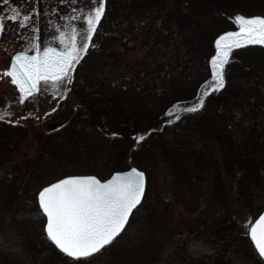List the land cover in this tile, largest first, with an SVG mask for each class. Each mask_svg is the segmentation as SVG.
<instances>
[{"label":"trees","instance_id":"1","mask_svg":"<svg viewBox=\"0 0 264 264\" xmlns=\"http://www.w3.org/2000/svg\"><path fill=\"white\" fill-rule=\"evenodd\" d=\"M110 2L113 1L107 0V4ZM156 2L157 7L147 3L146 8L137 6V12H129L132 7L125 5L123 9H115V28L122 27L125 32L121 28L111 33L119 34L114 44L120 41L121 51H129L137 43L146 48L162 43L168 48L172 41L178 40V37L171 39L172 33L165 39L160 35L165 32L164 18L167 17L169 26L165 28L169 32L171 22L181 16L182 10L172 0ZM185 15L190 20L187 11L182 16ZM134 30L138 38L133 36ZM122 33L129 37L120 36ZM185 33L181 54L180 44L176 45L178 56L164 60L152 54L156 66L161 65L158 79L162 84H157L154 72L133 70L131 65L118 74L97 78L91 97L105 100V104L117 103L124 113L140 110L147 117L169 102L165 100L178 97L183 100L181 103L186 102L184 99L195 90L200 92V85L208 79L209 58L202 46L193 43ZM237 61L230 58L226 65L225 94L231 91L238 98L261 97L258 83ZM244 102H257L260 109L264 107V101L236 103L211 98L195 112L180 113L181 119L173 123H163L165 113L150 126L139 124L138 134L152 130L143 141L109 135L104 115L94 109L92 101H77L76 105L67 102L64 112L68 118L39 134L37 139H33L35 135L28 136L32 131L27 125L0 121V264H26L25 257L30 264H46L45 248L59 251L43 231L45 218L38 210L36 198L43 186L68 175H96L104 180L133 166L147 176L143 202L134 211L125 232L87 260L108 253L135 228L165 225L179 208L184 217H189V224L174 234L163 254L151 264H162L167 250L184 234L218 248L214 260H200L199 264H233L234 258L239 264H259L261 258L254 251L249 235L238 232L236 208L241 205L252 221L264 209V112L259 124L250 123L237 110L246 108ZM31 140H36L31 147L32 155L26 152ZM163 168L164 181L169 183L166 188L157 174ZM14 248H22L24 256ZM167 264L197 262L185 248L177 247Z\"/></svg>","mask_w":264,"mask_h":264},{"label":"snow or ice","instance_id":"2","mask_svg":"<svg viewBox=\"0 0 264 264\" xmlns=\"http://www.w3.org/2000/svg\"><path fill=\"white\" fill-rule=\"evenodd\" d=\"M60 3H68V0H60ZM0 5L5 6L0 9V35L6 31V20L18 23L20 29L31 27L33 32L30 44L17 51L10 66L4 69V75L19 89V103L34 97L41 87L48 84H51L54 95L63 99L75 66L88 51L105 16L107 0H96L94 6L79 11L71 7V15L62 13L64 23L54 26L58 35L52 38L58 44L48 43L43 49L40 30L31 24L41 14L38 4L28 12L22 11L12 0H0ZM234 20L238 30L225 31L215 39V52L209 60V78L200 85L198 97L189 102L174 103L166 110L163 123H173L181 119L180 113L203 108L207 97L225 87V67L233 49L264 45V15L237 14ZM55 111L56 108L49 109V113ZM14 115L11 111H2L0 121ZM24 118L26 116L9 122L15 124ZM151 131L136 134V140L143 141ZM119 134L109 133L111 136ZM145 187V173L135 166L126 171H116L109 179L102 180L96 175H68L43 186L37 191L36 198L38 210L45 218L43 231L46 239L70 258V264H87L88 258L111 245L125 232L130 217L141 204ZM247 234L258 257L264 258V211L249 223ZM177 247L185 248L190 256L196 258L197 264L200 260H214L219 251L214 244L184 234L175 246L167 250L162 264H167V259ZM13 250L24 256L22 248ZM25 260L30 264L27 257ZM233 264H239V260L234 258ZM259 264H264V259Z\"/></svg>","mask_w":264,"mask_h":264},{"label":"rangeland","instance_id":"3","mask_svg":"<svg viewBox=\"0 0 264 264\" xmlns=\"http://www.w3.org/2000/svg\"><path fill=\"white\" fill-rule=\"evenodd\" d=\"M112 1L113 2L107 4L105 16L102 19L97 32L93 36L92 44L84 57L82 56L81 60L75 66L71 82L66 85L68 91L63 99L59 96H55L51 84H48L41 87L34 97H31L25 100L23 104H20L19 89L11 83L9 77L4 75V69L9 67L15 49L9 47L10 42L6 40L4 35L1 37L0 112L7 110L15 113L14 116H9L4 121L11 123L9 121L16 120L21 116H26V118L20 119L17 124L27 125L32 131L28 132V136L31 138L35 135L36 138L33 139H37L39 134H43L45 131L62 123L68 118L65 116L64 112L67 102L76 105L77 101H92L95 105L94 109H97L99 114L101 113L104 115L106 120L104 127L106 130L109 132L120 133V135L129 139H136V134H138L139 131V124L150 126L152 122L158 120L159 117L164 116L166 110L174 103L183 100L178 99V97H173L174 99L171 100H165L169 102L149 117L146 116L145 112H140V110L136 111L135 109L124 113L123 110L121 112L119 105H116L117 103L105 104V100L102 101L100 98L91 97V93L94 90L93 86H96L98 83L97 78L101 79L105 76L118 74L127 68H131L132 65L133 70H141L148 73L154 72V75H156L158 80L157 84H162V81L158 79L159 73L162 72V69L160 68L161 65L158 63L159 66H156L152 54H156V59L162 58L164 60L168 57L178 56L176 45L180 44L181 54L183 51L182 47L183 49L185 47L182 45V41L183 38H185V32H187L189 35L188 38L196 45L199 44L202 46L204 54L208 56L210 60L211 55L215 52V39L225 31L238 30V26L234 20L235 15H264V0H172L174 6L182 10L181 16H178L179 18L171 22V31L169 30V32V28H165V26H169L166 22L167 17L166 19L164 18L165 32L163 36L160 35L161 37H159L165 39L168 34L172 33L173 36L171 39H176L178 37V40L175 42L170 41L171 46L168 48L162 43L155 47L149 46L147 48L142 47L140 46V43H137L133 49L124 52L121 51L122 46L119 45L121 44L120 41L118 42V45L114 44V40H117L116 36L118 37L119 34L112 35L111 33L113 29L121 30L122 28H115L113 22L114 17L117 14L115 9H118V7L123 9L125 5L132 7V10L128 9L129 12H137V6L146 8L147 4H155L154 6L157 7L159 3H157L156 0H140L139 2L138 0ZM125 1L128 2L126 3ZM93 5V0H88L87 7L90 8ZM167 5L169 7L171 3L169 2ZM50 6V3H45L46 9ZM119 11L121 14L123 13V11ZM185 11L190 14V20L188 19V15L182 16ZM125 12L128 13L127 11ZM41 19L45 24L43 17H41ZM186 20H189V23H187ZM45 28L47 31L41 35L39 34L41 46H45L48 43H56L57 41H53L52 39L53 36L51 35L52 32L49 30V27L45 26ZM28 30L29 29H26L28 33L26 37L24 35L20 36L21 38L26 39L25 42L28 39L30 40L33 36L32 30L29 32ZM121 31L125 32L124 29ZM120 36L126 38L129 37L125 33L120 34ZM133 36L138 38L136 30L133 31ZM230 58L233 61H240V67H245L247 69V73L251 79L258 83V93L262 96H256V98L252 99H246L243 97L238 98L234 97L233 94H231V91H228V94H225L226 88L224 87L219 92L212 93L205 101L211 100V98L216 101H236V103H240L241 101H264V45H246L235 48L232 50ZM138 60H141L142 62ZM226 68L227 67H225V72ZM206 78H209V69ZM149 79H151V77ZM195 91L196 92L192 95L185 98L184 101L189 102L196 99L199 92H197V90ZM57 101L59 102V107H57ZM106 101H108V99H106ZM244 104L246 105L245 109L243 106V108L237 110L242 112L244 119L250 123L253 121L259 124L263 118L264 107L260 109L257 102H244ZM50 108H56V111L49 113ZM28 113H31L32 115L27 116ZM45 113L49 114L45 115ZM91 113L93 112L91 111ZM36 117H39V119ZM167 138L170 140L174 137ZM35 141L36 140H31L29 142L30 147L26 149V152H29L30 155L33 154L34 150H32L31 147L35 146ZM163 172L164 168L157 172V174L159 173V178L163 181V185L166 188L169 183L164 181L165 178L163 176L165 173L163 174ZM225 180L228 181V176L226 175ZM236 201L237 200L235 199V202ZM240 206L241 205L238 206L239 208H236L238 209L237 213L239 218L237 229L239 234L243 233L246 235L248 232V225L253 221L247 214L246 210ZM187 224H189V217H184L181 210L176 208L173 218L170 221H167L165 225L147 227L142 230L135 228L129 236L112 247L108 253L106 252V254L90 261L87 260V264H151L163 254L167 243L173 238L174 234L186 229ZM44 251L43 261L46 264H70V258L60 251L50 248H45Z\"/></svg>","mask_w":264,"mask_h":264},{"label":"flooded vegetation","instance_id":"4","mask_svg":"<svg viewBox=\"0 0 264 264\" xmlns=\"http://www.w3.org/2000/svg\"><path fill=\"white\" fill-rule=\"evenodd\" d=\"M48 2L51 4L50 7L46 9L45 3ZM87 2L88 0H68V3H60V0H51V1H43V0H12V3L16 4L17 6H20L22 8V11L28 12L30 11L34 6H39L40 15L37 18H34L31 21V24L37 26L39 28V34H43L46 30L45 26L49 27V30H51V35L56 36L58 35V32L55 30L56 24H63L64 21L61 19V14H68L71 15L70 8L75 7L78 11L87 9ZM96 0H93V4H95ZM94 6V5H93ZM5 7L4 5H0V9ZM55 9H58V11H55ZM7 15V14H6ZM41 17H43L45 24L43 23ZM6 23V31L1 35V37L4 35L6 40L10 42L9 47H13L15 49V53L17 51L24 50L25 47H27L31 39L27 40L21 38L20 36L24 35L27 36L26 29H29V31L32 30L31 27L20 29L18 23L11 22L9 20L5 21ZM45 25V26H44ZM26 31V32H25ZM25 32V33H24ZM1 39V38H0ZM58 44V41L54 43L53 45L56 46ZM46 46V45H45ZM44 46H41L43 49ZM15 53L12 55V57L15 55ZM85 55V54H84ZM83 55V57H84ZM11 57V58H12ZM11 63V60H10ZM10 66V65H9ZM43 83V82H42Z\"/></svg>","mask_w":264,"mask_h":264},{"label":"water","instance_id":"5","mask_svg":"<svg viewBox=\"0 0 264 264\" xmlns=\"http://www.w3.org/2000/svg\"><path fill=\"white\" fill-rule=\"evenodd\" d=\"M0 37H1V35H0ZM135 167H137V166H135ZM138 168V167H137ZM141 170V169H140ZM126 171V170H125ZM143 171V170H142ZM115 173V172H114ZM113 173V174H114ZM145 173V172H144ZM112 174V175H113ZM111 176H109L108 178H106V179H109ZM99 178V177H98ZM145 178H146V187H145V193H146V189H147V176H146V173H145ZM100 179V178H99ZM103 180V179H102ZM144 196H145V194H144ZM143 199H144V197L142 198V201H143ZM142 201H141V203H142ZM139 207V205L137 206V208ZM135 211V210H134ZM264 211V210H263ZM134 213V212H133ZM258 218V217H257ZM130 219H131V217H130ZM254 222V221H253ZM127 227V226H126ZM250 237V236H249ZM254 246V245H253ZM107 247V246H106ZM94 255H96V254H94ZM261 259H264V258H261Z\"/></svg>","mask_w":264,"mask_h":264}]
</instances>
